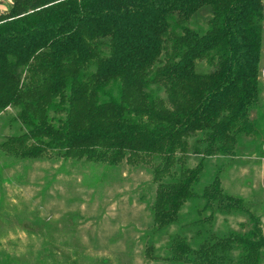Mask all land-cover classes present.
<instances>
[{
    "label": "trees",
    "instance_id": "trees-1",
    "mask_svg": "<svg viewBox=\"0 0 264 264\" xmlns=\"http://www.w3.org/2000/svg\"><path fill=\"white\" fill-rule=\"evenodd\" d=\"M263 45L264 0H11L0 116L12 111L19 133L0 146L19 159L145 167L152 261L262 264L261 215L221 175L244 153L264 155ZM234 214L247 233L216 226Z\"/></svg>",
    "mask_w": 264,
    "mask_h": 264
},
{
    "label": "rangeland",
    "instance_id": "rangeland-1",
    "mask_svg": "<svg viewBox=\"0 0 264 264\" xmlns=\"http://www.w3.org/2000/svg\"><path fill=\"white\" fill-rule=\"evenodd\" d=\"M8 114L12 111L0 116V145L19 133ZM244 155L223 169L222 186L251 201L264 234V155L247 160ZM220 164L218 158L210 161L211 167ZM150 180L145 167L19 159L0 146V264H170L144 254L150 225L146 200L154 189ZM216 222L219 229L238 233L251 228L240 214L220 215ZM175 231L170 228L154 243L155 253L162 254Z\"/></svg>",
    "mask_w": 264,
    "mask_h": 264
},
{
    "label": "crops",
    "instance_id": "crops-1",
    "mask_svg": "<svg viewBox=\"0 0 264 264\" xmlns=\"http://www.w3.org/2000/svg\"><path fill=\"white\" fill-rule=\"evenodd\" d=\"M10 2L11 0H0V12L4 11Z\"/></svg>",
    "mask_w": 264,
    "mask_h": 264
},
{
    "label": "built area",
    "instance_id": "built-area-1",
    "mask_svg": "<svg viewBox=\"0 0 264 264\" xmlns=\"http://www.w3.org/2000/svg\"><path fill=\"white\" fill-rule=\"evenodd\" d=\"M262 54L264 55V45H263V48H262ZM264 61V59H263ZM260 77H262V79L264 80V63L260 69Z\"/></svg>",
    "mask_w": 264,
    "mask_h": 264
}]
</instances>
